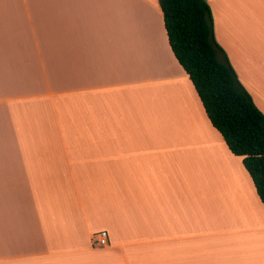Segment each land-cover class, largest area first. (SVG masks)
Returning a JSON list of instances; mask_svg holds the SVG:
<instances>
[{
  "label": "crops",
  "instance_id": "1",
  "mask_svg": "<svg viewBox=\"0 0 264 264\" xmlns=\"http://www.w3.org/2000/svg\"><path fill=\"white\" fill-rule=\"evenodd\" d=\"M208 2L264 113V0ZM0 264H264V204L159 0H0Z\"/></svg>",
  "mask_w": 264,
  "mask_h": 264
},
{
  "label": "trees",
  "instance_id": "2",
  "mask_svg": "<svg viewBox=\"0 0 264 264\" xmlns=\"http://www.w3.org/2000/svg\"><path fill=\"white\" fill-rule=\"evenodd\" d=\"M169 44L212 125L243 164L264 204V113L214 36L208 0H159Z\"/></svg>",
  "mask_w": 264,
  "mask_h": 264
},
{
  "label": "built area",
  "instance_id": "3",
  "mask_svg": "<svg viewBox=\"0 0 264 264\" xmlns=\"http://www.w3.org/2000/svg\"><path fill=\"white\" fill-rule=\"evenodd\" d=\"M95 245L100 246H107L108 245V235L106 232H102L99 236L97 241L95 242Z\"/></svg>",
  "mask_w": 264,
  "mask_h": 264
}]
</instances>
